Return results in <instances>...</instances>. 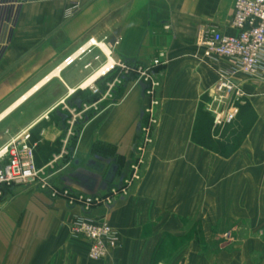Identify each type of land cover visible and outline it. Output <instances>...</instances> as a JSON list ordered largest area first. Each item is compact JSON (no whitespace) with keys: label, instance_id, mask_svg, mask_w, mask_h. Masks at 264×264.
Returning a JSON list of instances; mask_svg holds the SVG:
<instances>
[{"label":"crops","instance_id":"obj_1","mask_svg":"<svg viewBox=\"0 0 264 264\" xmlns=\"http://www.w3.org/2000/svg\"><path fill=\"white\" fill-rule=\"evenodd\" d=\"M49 1L23 3L17 22L0 31V150L30 134L39 145L37 167L49 179L46 188L35 181L2 190L0 264H264V106L245 109L255 115L248 127L236 120L233 135H225L229 125L215 126L203 104L221 70L196 46L202 25L235 33L236 0H80L73 19L66 18L69 3L56 0L61 13H40L38 21V13L26 12ZM103 37L118 40L111 47L118 60L149 63L159 54L167 60L147 165L135 150L141 89L83 124L74 113L67 124L58 120L100 80L82 88L106 63L94 60L96 50L87 52L104 45L97 41ZM123 183L127 197L90 212L54 195H108ZM80 215L106 220L118 232L119 246L104 260H91L88 241L72 237ZM163 252L167 258L159 260Z\"/></svg>","mask_w":264,"mask_h":264},{"label":"built area","instance_id":"obj_2","mask_svg":"<svg viewBox=\"0 0 264 264\" xmlns=\"http://www.w3.org/2000/svg\"><path fill=\"white\" fill-rule=\"evenodd\" d=\"M62 1L69 3L65 12L66 18L74 17L82 9L80 0ZM23 3L22 0H0V31L4 25H14L17 22ZM232 28L235 33L226 34L215 25H202L196 38V46L206 60L214 65L224 63L223 67H220L219 81L210 94L209 112L214 116V124L217 127L233 124L237 120L239 108L235 102L250 97L244 87L245 82L264 85V0H236ZM91 48L87 52H90ZM3 52L4 49H1L0 45V59ZM85 53L74 59L73 56L69 57L64 62L65 66H72ZM94 60L98 61L99 57ZM113 64L108 74L117 66L135 73L138 84L142 83L145 99L143 112L144 117L148 118L143 127L147 145L152 142L149 139L151 131L159 125L156 118L162 102L158 95V91L162 89L159 70L167 64L165 55L159 54L149 63H137L134 67L121 61ZM91 67L92 64L89 63L87 68ZM37 146V143L31 142L30 134L25 133L12 139L0 150V196L4 188L13 185L36 181L42 188L48 186L49 179L44 177L37 167ZM133 168L137 170L136 167ZM54 195L66 198L70 205H82L86 212H90L101 205L112 206L121 198L127 197L129 186L112 189L104 198L74 195L69 191L56 192ZM70 230L73 238L88 241V257L94 261L104 260L111 250L119 246V234L106 220L80 215L72 222Z\"/></svg>","mask_w":264,"mask_h":264},{"label":"rangeland","instance_id":"obj_3","mask_svg":"<svg viewBox=\"0 0 264 264\" xmlns=\"http://www.w3.org/2000/svg\"><path fill=\"white\" fill-rule=\"evenodd\" d=\"M59 4H60V2H58L56 0H54V1L50 0L47 4L36 5L35 8L30 9L28 11L26 10V12L27 13H38L36 19L38 21H41V17H40L41 14L40 13H61L60 12L61 8L59 7ZM77 15H75L74 17H76ZM74 17H72V19ZM58 37L59 36L56 34L54 39H52V42L53 41H55V42L59 41ZM62 39L63 38H60V42L63 43ZM89 41H87V42L89 43ZM97 41L99 43H103L104 45L107 46V48L111 52V58H112L113 62L118 63L119 61H121V62L126 63L130 67L135 66L134 62L129 63L127 61L118 60L115 56V53L112 55L113 49L111 48V46H116V43L118 42L117 39L113 40L111 37H107V38L103 37L101 40H97ZM93 50H96L97 56L99 57V60L105 59V61H106V63L104 65H102L100 67V69L98 70V73H99L101 70H103L109 64L110 61L108 60V56L103 51H101L100 48L93 47V48H91V51H93ZM215 65H217L219 67H223L224 63L223 62L215 63ZM246 85L250 86V87L246 88V91L248 92V95L250 97L249 98H242V99H239L235 102V105L239 109H241L242 114H240V116L241 115L242 116H241V118L239 116L237 121L240 120L238 123H241L242 126L244 123H248V122L252 121L254 116H255L254 114L250 113L249 110H245V109L250 108L252 106H258V107L264 106V85H262V84L261 85L260 84L255 85V83H253L251 81L247 82ZM133 87L141 89L140 91L142 93V113H141L142 118H141V123H140L141 132L139 135V140L137 141V145L135 146V150H136L137 156H144V160L146 161L148 159L147 157L150 155L152 149L155 147V142H156V138H157L158 129H159L160 124L158 126H156L151 131V133L149 135V139L152 142L146 145L145 141H144L145 135L143 133V127L147 124L148 118L144 117V112H143V106H144V102H145V99L143 97L144 96L143 95L144 90H143L142 83L138 84V77L133 72H129L125 69H122V68L116 66L115 69L112 70L109 74H107L106 76L100 77V80H98V83L94 86L93 90H88L86 93H83V95L79 96L77 99H75L73 102H71L69 107H68V110H66V112H61V115H60V117H58V120H60V122L65 121V123L66 122L69 123V122H71L72 113H74V114H79L77 121L79 123L83 124L84 121H86V119L90 116V114H95L97 112H100L101 110H103L109 106L119 105L123 101V99L125 98L126 94L128 93V90H131ZM158 95L160 96L161 101H163L162 95L160 94L159 91H158ZM203 104L206 107H209L210 106V98H205L203 101ZM161 105H162V102H161ZM73 108H75L76 111H74ZM160 116H161L160 110H158V112L156 113V118H157V121L159 123L161 120ZM241 125L239 127H241ZM229 126L228 127L226 126V128L224 130L225 135H227L228 133H230V135H233V133H234V131H232V129L236 128V124L234 123L233 125H229ZM244 126L248 127V125H246V124H244ZM77 128H78V125H77ZM242 130L243 129H240L237 132L238 137L242 136L241 135ZM76 132H78V131H76ZM135 162H138V161L136 160ZM142 165H143V163L139 162L137 165H135V167L137 169H139V167ZM146 165H147V161H146ZM133 171H135V170H133ZM122 187L123 188L125 187L124 183H123ZM122 187H116L113 189H119ZM69 192L74 194V195H79L77 192H76V194H75V192H72V191H69ZM82 195H85L88 197L94 196V195H88V194H82ZM106 196L107 195H95L94 197L104 198ZM165 259L166 258H164L162 260H165Z\"/></svg>","mask_w":264,"mask_h":264},{"label":"bare ground","instance_id":"obj_4","mask_svg":"<svg viewBox=\"0 0 264 264\" xmlns=\"http://www.w3.org/2000/svg\"><path fill=\"white\" fill-rule=\"evenodd\" d=\"M91 44H95V42L92 40L91 42H90ZM98 46H100V48L102 49V51L110 58V51L108 50V48L105 46V45H99L98 44ZM114 64H113V60L110 58V62H109V64L103 69V70H101L97 75H95L93 78H91L88 82H86L83 86H82V88H86V87H88L90 84H92L98 77H101V76H104L105 74L107 75L108 73V71H110L111 70V68H112V66H113Z\"/></svg>","mask_w":264,"mask_h":264},{"label":"trees","instance_id":"obj_5","mask_svg":"<svg viewBox=\"0 0 264 264\" xmlns=\"http://www.w3.org/2000/svg\"><path fill=\"white\" fill-rule=\"evenodd\" d=\"M130 63V62H129ZM135 64H137V62H134ZM206 123V125L207 126H209L210 124H211V120H209V119H207L206 121H205ZM31 137V136H30ZM31 142L32 143H37V141L35 140V139H31ZM39 150V145L37 146V151ZM37 155V154H36ZM164 258H167V256H166V254L163 252L161 255H160V257H159V260H162V259H164ZM166 260V259H165Z\"/></svg>","mask_w":264,"mask_h":264},{"label":"water","instance_id":"obj_6","mask_svg":"<svg viewBox=\"0 0 264 264\" xmlns=\"http://www.w3.org/2000/svg\"><path fill=\"white\" fill-rule=\"evenodd\" d=\"M24 3H27V2H30V3H33V2H37L38 0H22Z\"/></svg>","mask_w":264,"mask_h":264}]
</instances>
